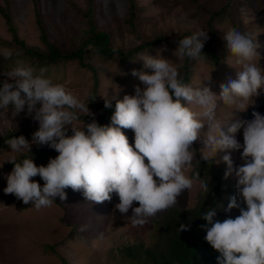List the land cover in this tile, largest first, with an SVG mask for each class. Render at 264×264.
<instances>
[{"label":"clouds","instance_id":"9594fccd","mask_svg":"<svg viewBox=\"0 0 264 264\" xmlns=\"http://www.w3.org/2000/svg\"><path fill=\"white\" fill-rule=\"evenodd\" d=\"M222 38L240 70L236 79L220 85L219 96L204 84H185L172 60L162 58L159 52L155 57L147 52L139 60L145 70L131 73L140 84L134 86L133 95L116 100L107 126L94 118L85 124L79 114L93 116L89 103L46 78L45 69L37 75L34 68L18 62L8 79L0 83V109L11 106L14 117L26 112L39 126L31 141L20 135L6 144L11 153H31L32 146L38 145L58 155L46 166H37L32 157L16 162L12 156L6 161L13 168L6 177L4 193L37 210L51 207L57 197L66 200L67 188L82 191L84 198L94 203L110 201L115 193L119 199L115 209L122 216L131 209L128 220L142 226L176 206L178 197L194 185L206 195L210 192L209 181L201 179L199 172L188 174L193 162L199 163L193 144L202 140L204 147L199 152L211 149L215 156L226 153L217 163L226 165L225 180L233 172L236 180V194L229 197L227 213L237 209L239 215L220 221L209 208L200 217L207 222L202 226L205 241L219 254L216 264H264V115L253 112L247 121L234 117V113L245 112L264 91L260 45L251 34L235 27ZM208 39V32L196 31L180 40L174 53L180 58L203 60L202 49ZM210 80L209 74L206 81ZM102 99L105 109L112 107L107 94ZM217 100L234 106V123L217 120ZM197 107L201 111H196ZM205 126L207 131H202ZM241 128L242 144L234 135ZM122 129L133 131L134 145ZM232 150L241 152L243 161L235 168ZM200 158L207 156L201 154ZM37 176L43 186L33 179ZM134 202L139 206L133 207ZM187 230L188 225L180 224L179 232Z\"/></svg>","mask_w":264,"mask_h":264},{"label":"rangeland","instance_id":"374dc122","mask_svg":"<svg viewBox=\"0 0 264 264\" xmlns=\"http://www.w3.org/2000/svg\"><path fill=\"white\" fill-rule=\"evenodd\" d=\"M11 1L18 35L29 46L42 47L40 29L36 23V7L49 40L57 42L62 49H68L70 42L82 34L73 5L82 7L84 0ZM203 1L213 7L223 2V0ZM238 1L233 6L234 11L249 34L259 43L258 52L261 56L259 63L264 69V0ZM4 2L5 0H0V5L3 6ZM137 2L142 9L139 14V37L128 33L124 26V18L128 12L126 0H96L98 26L111 32L115 46L134 47L141 39L160 34L170 37L185 31L208 32L206 20H193L172 0H137ZM215 28L219 31H227L229 23L226 22L225 25ZM0 37L6 41L10 40V34L1 17ZM157 52L162 58L178 64L177 54L171 49H155L149 55L155 57ZM222 52L225 57L221 58L216 67H209L204 59L195 60L191 86L198 87L204 84L219 96L220 85L227 84L229 79H236L239 66L235 64L234 57L227 52L226 46ZM7 53L6 47L0 45V57H5ZM140 59L141 56L129 65H122L118 60H112L105 65L97 64L101 76V98L107 94L109 99L116 101L122 100L124 95H133L134 86L139 85L140 82L131 73L133 70H145ZM15 67L0 69V77L7 80V74ZM35 74L39 75L40 71H35ZM209 74L210 82L206 81ZM43 75L54 83L63 84L79 99L88 103L89 91L93 84L91 73L78 67L76 63L44 71ZM217 106L218 121H228V125L235 122V119H232L234 106L224 105L219 100ZM88 108L94 115L95 112L89 104ZM195 110L201 111L198 107ZM253 112L264 115V91L254 98V103L245 112L234 113V117L240 121L251 120ZM37 123L30 115H26V112L14 117L11 106L0 109L1 136L12 129H17L20 125L27 124L29 127H34ZM224 130L227 131V127ZM202 131H207V127L205 126ZM122 132L127 136L129 144L134 145L133 131L122 129ZM201 135L203 136L204 133L202 132ZM234 135L242 144V128ZM195 144L200 145V149L204 147L202 140L196 141ZM34 146L36 145L32 148ZM201 154L215 159V165L225 173L226 165L217 161H220L226 153L217 152L215 156L211 149H204ZM19 155L11 153L8 145L0 148V264H119L117 254L125 247L136 244H143L146 247L152 245L154 241L152 218L142 226L133 225L128 220L132 215L131 209L123 216L115 209V205L119 203L115 193L112 194L110 201L94 203L86 200L82 191L67 188L66 200L61 201L57 197L51 207H43L39 210L34 206L22 208L15 196L6 195L3 191L6 187V177L11 172L6 168L8 164L6 161L11 160L12 156ZM230 155L234 168L243 164L240 159L241 152L232 150ZM228 179L236 183L234 172ZM199 191V187L194 185L191 190L185 191L178 197L177 205L183 209L193 208ZM138 206V203L134 202L133 207ZM47 247H52L54 253H50Z\"/></svg>","mask_w":264,"mask_h":264},{"label":"trees","instance_id":"16d2710c","mask_svg":"<svg viewBox=\"0 0 264 264\" xmlns=\"http://www.w3.org/2000/svg\"><path fill=\"white\" fill-rule=\"evenodd\" d=\"M172 1L176 6L182 7L186 15L193 20H206L209 39L205 42L202 53L206 56L204 60L209 67H216L221 58L225 57L222 52L225 47L222 37L226 31H219L215 27L219 28L220 25L223 26L228 22L229 28L235 27L249 34L234 11L233 6L239 2L238 0H223L217 7L205 3L203 0ZM126 3L128 12L124 18V26L128 33L139 37V14L142 9L137 0H126ZM73 6L81 25L82 34L70 42L68 49H62L57 42L49 40L38 8H35L36 23L40 29L42 44L41 48H37L27 45L19 37L14 23L12 1L5 0L3 6L0 5V17L10 34V40L6 41L0 37V45L6 47L8 51L5 57H0V69L17 66L18 62H23L24 65L27 64L35 71H41V69L49 71L76 63L78 67L91 73L93 82L87 100L95 113L93 116L79 114L80 120L88 124L94 118L99 125L107 126L111 123L110 117L115 110L116 101L111 100V108H104V100L100 93L101 76L97 64L105 65L112 60H118L122 65H129L141 54L147 52L149 54L155 49H171L175 52L179 41L194 32L185 31L170 37L160 34L156 37L141 39L134 47L124 48L115 46L112 42L111 32L98 26L96 0H84L82 7L75 4ZM176 54L180 77L185 84L192 85L196 61L188 57L180 58L178 53ZM3 81L5 79L0 77V83ZM93 98L95 99L93 100ZM38 126V123L34 127L23 124L3 136L0 135V148L5 147L6 141L10 138L20 135L31 141L32 134L38 129ZM68 135H71L70 128ZM193 148L197 150L195 159L199 163L193 162V168L189 175L199 172L201 179L209 181L210 192L206 195L199 191L196 196L197 201L191 209H183L176 205L167 211L158 213L151 221L154 233L152 245L146 247L143 244H136L125 247L117 254V258L120 260L119 264H216L219 254L204 239L206 232L202 226H205L207 222L200 218L201 213L212 208L216 211L215 219L220 221L228 216L232 218L238 216L239 210L237 209L227 213L229 197L236 194V189L231 180L224 179V171L215 165V159L201 160L200 145L194 143ZM57 155L56 151L47 146L36 145L31 148V153H22L16 157V162L32 157L37 166H46L49 159L55 158ZM6 168L12 171L13 165L8 163ZM33 179L43 186V181L39 176ZM17 203L22 208L33 206L25 205L20 200H17ZM241 207H244L243 203H241ZM180 224L188 225L189 230L179 232ZM47 248L50 253H54L52 247Z\"/></svg>","mask_w":264,"mask_h":264}]
</instances>
